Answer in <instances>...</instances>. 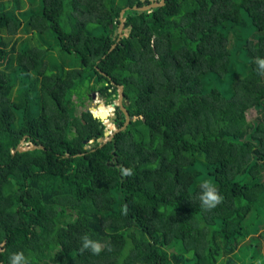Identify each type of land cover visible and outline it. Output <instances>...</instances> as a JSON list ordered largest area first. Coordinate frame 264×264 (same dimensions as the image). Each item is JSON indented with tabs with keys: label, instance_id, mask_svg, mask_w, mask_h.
Here are the masks:
<instances>
[{
	"label": "trees",
	"instance_id": "16d2710c",
	"mask_svg": "<svg viewBox=\"0 0 264 264\" xmlns=\"http://www.w3.org/2000/svg\"><path fill=\"white\" fill-rule=\"evenodd\" d=\"M5 1L0 32L30 37L0 36V264H243L248 232L264 238V0L130 8L112 49L120 10L149 0ZM117 84L131 119L99 147L81 100L110 103ZM205 179L223 196L211 211ZM83 235L112 250L81 254Z\"/></svg>",
	"mask_w": 264,
	"mask_h": 264
},
{
	"label": "clouds",
	"instance_id": "9594fccd",
	"mask_svg": "<svg viewBox=\"0 0 264 264\" xmlns=\"http://www.w3.org/2000/svg\"><path fill=\"white\" fill-rule=\"evenodd\" d=\"M123 36H125V35H123ZM255 64H256V67H257V71L262 73V74H264V58H257L256 61H255ZM117 85H120V84H117ZM116 88H117V86H116ZM116 94H117V92H116ZM99 96L101 98H103L100 94H99ZM123 96H124V94H123ZM100 97H97L98 100H99ZM99 104H101V103H99ZM101 105L110 106L111 107V114H115L116 117H117L116 106H118V105L116 103V97H115V99L112 102L107 103V104L104 103V99H103V103ZM112 110H114V113H112ZM119 110H120V108H119ZM91 113H92L93 116L99 118V116L95 115V113H93V112H91ZM116 117H115V119H116ZM105 120H108V119L105 118V119L101 120L102 123L103 122L105 123ZM110 124H112L114 126V128L112 129V131H113L116 128L115 120H114L113 123H110ZM107 127L108 126L105 124V129L108 130ZM108 131H110V130H108ZM133 174L134 173H133V170L131 168H122L121 169V175L122 176L127 177V176H131ZM199 187H200V193H199V196H198V200H199V203H200V207L203 210L211 211V210L215 209L219 204H221L223 202V196L219 193L218 188L216 187V185L211 180H208V179L203 180L200 183ZM122 213L123 214L127 213V207L126 206L124 208H122ZM81 241H82V243H81V247L79 249V252L81 254H83L86 250L90 251L93 255H99L102 251L105 250V248H107L108 251L112 250L106 244L101 243L98 240H94V239L90 238L88 235H83L81 237ZM9 264H30V259L23 252H15V253H12L10 255ZM257 264H260V262L257 261Z\"/></svg>",
	"mask_w": 264,
	"mask_h": 264
},
{
	"label": "rangeland",
	"instance_id": "374dc122",
	"mask_svg": "<svg viewBox=\"0 0 264 264\" xmlns=\"http://www.w3.org/2000/svg\"><path fill=\"white\" fill-rule=\"evenodd\" d=\"M8 8H10L11 6L13 7L14 4H16L14 2V0H6L5 1ZM27 7H29V3L26 0H20L19 1V6L14 10L15 13L18 11H23L25 9H27ZM14 8V7H13ZM127 30V28L125 29ZM0 36L3 37L4 39L9 41V45L15 43V47L17 49L21 48V43L25 40H28L30 37V34L25 33L24 31H19L17 34H15L14 36L10 37L6 31H1L0 32ZM118 91V89H117ZM94 95V96H92ZM100 97L97 91H89L87 92V94L85 93L81 102H83V104L81 103L78 104L80 106H82L80 108V110H84L87 109L89 112H93V107H95L96 105H99V103H103V98H98ZM107 107V111L109 114H111V107L110 106H106ZM251 111H249L250 113ZM94 113V112H93ZM112 113H114V110H112ZM251 113H254L253 111ZM250 118L252 116H249ZM142 118V116H141ZM109 124V125H108ZM106 124L108 127V130L112 131V129L114 128V126L110 123ZM32 147L34 145L30 144V143H26L21 141L20 142V147ZM262 228V227H261ZM262 230V229H260ZM252 232H248V234L246 235V238L244 241H242L239 245H241V249L238 252L237 250L235 251L238 252L237 256L239 257V259L241 260V262L243 264H250L251 261L254 264H257V261L260 262V264H264V238L262 239V237L259 238V236H257L258 234H254L252 236V238H250ZM257 236V237H256ZM250 238V240H248ZM257 238V239H256Z\"/></svg>",
	"mask_w": 264,
	"mask_h": 264
},
{
	"label": "water",
	"instance_id": "95a60500",
	"mask_svg": "<svg viewBox=\"0 0 264 264\" xmlns=\"http://www.w3.org/2000/svg\"><path fill=\"white\" fill-rule=\"evenodd\" d=\"M144 1V0H141ZM164 5V0H149L148 4H144L141 6H126L124 8H122L119 12V23H118V37L116 39V41L111 45V48H114L116 46V42L123 36V35H128L129 32V28H127V30H125V17H124V13L126 10H129L130 8L134 9V10H138V11H150L152 8L157 7V6H162ZM110 28L112 27V24L109 25ZM125 33H124V32ZM117 94H116V103L119 106L120 110L122 111V113L124 114L125 120L123 122V124L120 127H116L113 131H108L107 129H105L104 131V137L100 138V144L98 145L99 147L102 146L103 144H105L107 141H109L116 132H119L121 130H124L127 125L130 122V117L129 114L127 112V110L125 109L124 105H123V86L122 85H117ZM93 96V95H92ZM116 115L115 114H110L107 116L108 119V123H113L115 120ZM99 118L101 120H103V116H99ZM103 124L105 125V123L103 122ZM36 146H32V147H20V143L18 144V146L16 147L17 151H23V150H31L34 149Z\"/></svg>",
	"mask_w": 264,
	"mask_h": 264
},
{
	"label": "flooded vegetation",
	"instance_id": "af4514ba",
	"mask_svg": "<svg viewBox=\"0 0 264 264\" xmlns=\"http://www.w3.org/2000/svg\"><path fill=\"white\" fill-rule=\"evenodd\" d=\"M125 28H127V27H125ZM124 32V31H123ZM125 33V32H124ZM116 34H117V37H118V26H117V29H116ZM117 37H116V39H117ZM94 96V95H93Z\"/></svg>",
	"mask_w": 264,
	"mask_h": 264
},
{
	"label": "bare ground",
	"instance_id": "6f19581e",
	"mask_svg": "<svg viewBox=\"0 0 264 264\" xmlns=\"http://www.w3.org/2000/svg\"><path fill=\"white\" fill-rule=\"evenodd\" d=\"M103 106H105V105H103ZM106 107V106H105Z\"/></svg>",
	"mask_w": 264,
	"mask_h": 264
},
{
	"label": "built area",
	"instance_id": "2783aa9c",
	"mask_svg": "<svg viewBox=\"0 0 264 264\" xmlns=\"http://www.w3.org/2000/svg\"><path fill=\"white\" fill-rule=\"evenodd\" d=\"M28 144V143H27Z\"/></svg>",
	"mask_w": 264,
	"mask_h": 264
}]
</instances>
